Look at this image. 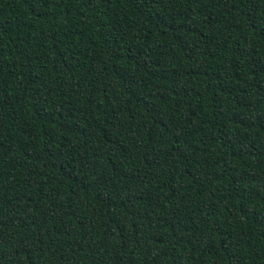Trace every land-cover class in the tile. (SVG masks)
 <instances>
[{
    "label": "trees",
    "instance_id": "trees-1",
    "mask_svg": "<svg viewBox=\"0 0 264 264\" xmlns=\"http://www.w3.org/2000/svg\"><path fill=\"white\" fill-rule=\"evenodd\" d=\"M0 264H264V0H0Z\"/></svg>",
    "mask_w": 264,
    "mask_h": 264
}]
</instances>
